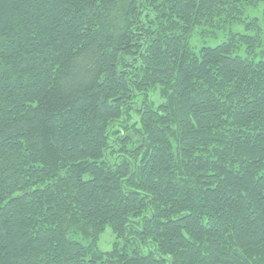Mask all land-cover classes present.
<instances>
[{"label": "trees", "instance_id": "16d2710c", "mask_svg": "<svg viewBox=\"0 0 264 264\" xmlns=\"http://www.w3.org/2000/svg\"><path fill=\"white\" fill-rule=\"evenodd\" d=\"M259 3L0 0V264H264Z\"/></svg>", "mask_w": 264, "mask_h": 264}, {"label": "rangeland", "instance_id": "374dc122", "mask_svg": "<svg viewBox=\"0 0 264 264\" xmlns=\"http://www.w3.org/2000/svg\"><path fill=\"white\" fill-rule=\"evenodd\" d=\"M264 3L256 4L255 6L248 7L246 9V20L256 16L262 18ZM234 31L237 33H250L245 27L244 22H235L230 25H219V26H201L197 27L192 34L191 46L197 51L201 46H216L226 41L230 32ZM241 54H245V48H242ZM114 240L113 232L108 228L103 232L100 247L103 250H109L112 247L111 242Z\"/></svg>", "mask_w": 264, "mask_h": 264}]
</instances>
